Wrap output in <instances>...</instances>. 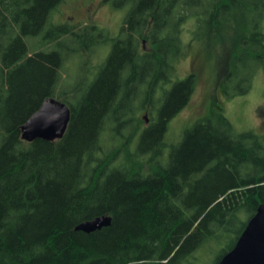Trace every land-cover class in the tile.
Segmentation results:
<instances>
[{
  "label": "trees",
  "instance_id": "obj_1",
  "mask_svg": "<svg viewBox=\"0 0 264 264\" xmlns=\"http://www.w3.org/2000/svg\"><path fill=\"white\" fill-rule=\"evenodd\" d=\"M64 1L0 0V264H193L210 240L224 242L217 264L264 203V136L216 107L167 143L195 86L174 63L185 23L210 57L240 22L223 87L247 93L264 0H103L124 9L117 34L54 22ZM48 97L70 109L64 135L22 139ZM102 215L108 226L75 230Z\"/></svg>",
  "mask_w": 264,
  "mask_h": 264
},
{
  "label": "rangeland",
  "instance_id": "obj_2",
  "mask_svg": "<svg viewBox=\"0 0 264 264\" xmlns=\"http://www.w3.org/2000/svg\"><path fill=\"white\" fill-rule=\"evenodd\" d=\"M123 11L124 9L115 8L103 0H65L53 11L52 19L58 23V21L71 17V19L80 23H86L91 22L89 19L91 17L95 19L99 26L108 30L109 33H113L119 29ZM241 26H243L242 23L233 21L231 26L227 27L225 36L218 46L212 47V56L209 57V53L205 50L203 44L194 38L193 23L187 22L183 25V48L174 63L175 75L178 79H181L193 70L198 74L187 104L168 123L167 143H177L185 128L190 126L196 119L208 116L212 108L215 109L216 107L223 110V113L237 131L253 130L264 136L262 116L264 111V64L258 69L252 86L247 93L227 98L224 92V75L234 41L233 35L241 29ZM262 30L264 32V19ZM64 76L66 77V75ZM243 87L244 84H241V82L237 80L233 82L234 89L239 90ZM146 114L141 112L137 116L145 117ZM147 117L150 116L147 115ZM167 151L168 148L165 149V153ZM205 244L209 246L208 249ZM205 244L192 254L193 264L216 263L224 242L221 241L217 245L215 240H210Z\"/></svg>",
  "mask_w": 264,
  "mask_h": 264
},
{
  "label": "water",
  "instance_id": "obj_3",
  "mask_svg": "<svg viewBox=\"0 0 264 264\" xmlns=\"http://www.w3.org/2000/svg\"><path fill=\"white\" fill-rule=\"evenodd\" d=\"M262 116L264 122V111ZM69 119L68 105L48 97L21 126V138L26 141L36 138L49 141L60 139L66 131ZM109 224L110 217L102 215L78 223L75 230L89 233ZM217 264H264V203L259 204L234 246Z\"/></svg>",
  "mask_w": 264,
  "mask_h": 264
},
{
  "label": "flooded vegetation",
  "instance_id": "obj_4",
  "mask_svg": "<svg viewBox=\"0 0 264 264\" xmlns=\"http://www.w3.org/2000/svg\"><path fill=\"white\" fill-rule=\"evenodd\" d=\"M89 19H90V21L91 22H86V23H80V22H78L77 20H73V19H71V17H67V19H65V20H62V21H58V23H61V24H63V23H67L69 26H92V25H98L97 24V22H95V19H92L91 17H89ZM122 21V20H121ZM121 21H120V24L119 25H121ZM99 26V25H98ZM99 27H101V26H99ZM120 27V26H119ZM103 28V27H102ZM119 30V29H118ZM118 33V31L117 32H113L112 34H117ZM107 51H108V49H106ZM106 50H105V53H106ZM94 63V62H93ZM189 74H191L193 77H194V81L196 80V78H197V72L195 71V70H193L191 73H189Z\"/></svg>",
  "mask_w": 264,
  "mask_h": 264
}]
</instances>
